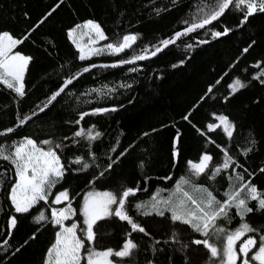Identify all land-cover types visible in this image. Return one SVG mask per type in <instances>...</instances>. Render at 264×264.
I'll use <instances>...</instances> for the list:
<instances>
[{
  "label": "trees",
  "instance_id": "trees-1",
  "mask_svg": "<svg viewBox=\"0 0 264 264\" xmlns=\"http://www.w3.org/2000/svg\"><path fill=\"white\" fill-rule=\"evenodd\" d=\"M218 3L0 0V33L8 32L18 39L27 36L16 51L32 58L23 97L0 84V148L10 154L14 145L31 138L41 148L56 151L64 166V175L51 189L47 203L38 201L29 212L16 213L10 191L18 178L14 166L0 159V264H45L59 231L52 222L53 209L58 211L71 203L83 221L82 202L88 192L119 194L137 187L140 190L128 198L125 211L148 234L133 231L127 221L112 215L94 225L95 242L85 240L90 247L121 250L132 240L136 247L129 256L111 257L118 264L215 263L203 245L192 243L209 239L220 245L214 229L205 237L189 225L174 223L165 205L158 206L164 215H157L151 198L160 190L170 198L182 177L188 180L184 189L194 193L197 201L206 193L201 196L194 190L196 185L221 202L227 199L226 193L237 192L248 183L264 193V12L257 11L242 23L244 12L232 5L212 25L179 36L156 56L152 57V52L164 46L163 40L173 41L177 33L196 24L192 16L197 11ZM89 20L100 25L109 43H117L125 35L137 39L123 53L103 52L80 60L68 32ZM225 29L229 30L227 35L213 37L214 32L224 33ZM139 55L146 58L136 60L135 65L120 63ZM84 68L90 70L85 72ZM80 74L52 106L20 123L49 105L50 97L65 81ZM236 79L247 87L233 94L229 85ZM113 108L116 111L95 112ZM84 113L88 114L81 120ZM220 115L234 126L231 137L223 131L217 119ZM209 124L220 126L210 131ZM80 129L85 134L76 137L74 133ZM89 130L92 136L96 132L101 135L90 139ZM45 140L52 143L45 145ZM56 144L61 147L56 148ZM225 151L232 161L228 169L222 168ZM204 154L212 157L208 169L197 178L189 176V162H199ZM78 158L81 163H74ZM217 167L221 171L213 178ZM64 190L69 199L53 203ZM240 195L243 198L244 192ZM247 203L253 211L243 220L232 207L215 224L228 226L226 231L230 232L246 222L258 230L248 236L259 240V235H264V210L256 200ZM137 204L145 207L137 209ZM146 211L152 214L144 215ZM40 212L47 219L36 222ZM12 217L17 221L15 228H10ZM81 221L80 226L85 227ZM78 233L83 236L80 230Z\"/></svg>",
  "mask_w": 264,
  "mask_h": 264
},
{
  "label": "snow or ice",
  "instance_id": "snow-or-ice-1",
  "mask_svg": "<svg viewBox=\"0 0 264 264\" xmlns=\"http://www.w3.org/2000/svg\"><path fill=\"white\" fill-rule=\"evenodd\" d=\"M232 5L244 12L242 23L246 22L248 17L252 16L257 11L264 12V0H219L218 10L211 12V14L201 22L193 24L186 30V33L192 32L197 28H203L205 25L217 20ZM54 10L55 9H53V11ZM48 15H51V12H49ZM44 19H47V17ZM40 23H43V20H41ZM85 29H87L88 32H84L83 30ZM78 30L81 39L84 35L89 36L90 44H96L99 40L106 39L107 37L102 31L100 25L91 20L83 25H77L70 30L68 36L77 47L80 53V60H85L86 58H90L92 54H99L103 51L102 49L87 48L86 52V46L82 45L77 39ZM228 31V29H225L224 33L214 32L213 37L216 38L221 35H227ZM92 33L95 34V38L92 37ZM180 35L181 33H177V38H179ZM27 38L28 37L25 36L18 39L14 38L8 32L0 33V84L6 85L20 97L25 95L24 76L32 58L22 55L19 52H14V49ZM136 39L137 37L135 35H125L122 38V42L117 44L109 43L106 47L110 50L111 54H119L125 49L130 48ZM172 42L174 41L165 39L161 43L167 47ZM204 42L206 43L207 41ZM189 47H191V45H189ZM161 50V48L157 47L155 51L152 52V55L155 56ZM247 50L248 49H244L245 52ZM145 58V55H139L132 59L121 61L120 63H134L136 60H143ZM89 70V68H84L85 72ZM262 75H264V73H262ZM71 83L72 79L66 80L64 86L50 97L48 103L50 104L52 101H55L61 92L64 91V88ZM245 87H247V84L239 79H236L229 85L233 94ZM211 90L212 89L209 88V91ZM47 106L48 105L45 104L44 108ZM44 108H41L40 111H44ZM109 110L116 111V109L113 108L96 109L95 112L99 113ZM87 114L88 113L82 114L80 119L82 120L84 115ZM27 119H30V117ZM185 119H187V117H185ZM217 119L220 121V125L223 126V131L231 137L234 126L229 121L228 117L220 115ZM24 122V120L20 121L21 124ZM77 123H79V121H77ZM220 125L209 124L207 127L211 131ZM7 131L11 132L12 129L10 128ZM84 134V129H80L74 133L76 137H80ZM100 135L101 133L96 132L95 136H92L91 130L88 132L90 139H95V137ZM145 135H147V133H145ZM42 143L48 145L51 144L52 141L45 140ZM13 147L14 151L10 154H4V149L0 148V159L9 161L14 166L15 175L18 178L10 191V200L14 206L15 212L27 213L38 201H44L47 203V197L48 195H51V189L64 175V166L56 151L51 148L47 150L41 148L37 142L31 138H25ZM55 147L59 148L61 145L56 144ZM174 155H179L178 151H174ZM225 157L222 168L228 169L230 167V162L232 161L226 151ZM211 160L212 157L210 155H202L198 163L189 162L190 171L195 175L203 174L206 169H208ZM73 162L79 164L81 163V160L78 158ZM84 167L87 168L88 165L84 164ZM220 171L221 167H217L213 173V178L215 174ZM261 171H264V169H261ZM237 179L242 181L243 177L237 176ZM185 183H188V181L181 178V183L176 186V192L182 193L183 197L182 199H179L178 203L174 202L171 198L158 200L157 196L159 194L152 196V208L156 211V214L161 216L164 215V211L159 210L158 207L159 204H163L166 206L165 210L171 212V220L174 223L180 222L189 225L192 229L205 237L209 236L210 229H215L216 240L220 241L222 247L215 241L210 242L209 239H195L192 243L195 245H203L208 250L212 260L217 262V264H237L238 261L239 264H264V235H259V240H257L255 236H248L249 233H256L258 231L257 229L245 222L235 231L228 232L225 228L217 227L215 224L217 219L226 217L228 215V210L232 207L236 208L237 215L243 220L247 213L253 211L251 207H248L247 201L249 199L256 200L258 207L261 210H264V193H260L255 186L248 183L244 184L237 192L226 193L227 199L221 202L218 201L211 192H208L206 188H194L195 191L206 193L207 197L206 200L197 201V199L187 191H182L181 185ZM245 189L247 191H245ZM139 190V187L135 189L126 188L119 194L111 191L89 192L84 198L82 205V215L84 217L83 225L86 227L78 226L77 223H72L71 226L68 227L65 226L64 221L70 218V214L75 215L71 203H69L68 208L66 209H61L59 211L53 209L51 213L52 222L54 225L59 226V231L56 233L55 242L47 251L45 264H81L82 259H86L87 264H113L111 257L124 258L129 256L132 249L136 247V244L133 243L132 240H127V242L123 244L121 250H113L111 248L106 250H96L94 247L86 248L85 240L89 244H93L96 240L94 225L97 221L103 220L112 215L119 217L121 220L127 221L131 225L133 231H139L147 235L148 233L145 228L134 222L125 211V205L128 198L134 196ZM241 192H244L243 198H241ZM68 199L69 193L67 190H64L55 196L53 203L60 204ZM188 202L194 207L188 208ZM201 204L204 206L201 207ZM113 205L118 206L113 209ZM135 207L140 209L145 207V205L137 204ZM143 214L151 215L152 213L146 211ZM35 219L36 222H40L47 219V217L44 212H40ZM16 223V218L12 217L9 221L10 228H15ZM78 227L83 233V236L77 234ZM172 235L173 238H175L176 233L173 232ZM246 236L247 239H244ZM157 243H159V241H157ZM238 243L239 248L237 249ZM82 253H84V255H82Z\"/></svg>",
  "mask_w": 264,
  "mask_h": 264
},
{
  "label": "rangeland",
  "instance_id": "rangeland-1",
  "mask_svg": "<svg viewBox=\"0 0 264 264\" xmlns=\"http://www.w3.org/2000/svg\"><path fill=\"white\" fill-rule=\"evenodd\" d=\"M215 10H218V5L217 6H213V5H210V6H207V7H205V8H203V9H201V10H199V11H197L193 16H192V18L194 19V22L195 23H198V22H201L203 19H205L207 16H209L210 14H211V12H213V11H215ZM84 32H88V30L87 29H85V30H83ZM92 35V37L93 38H95V34L94 33H92L91 34ZM77 39L80 41V43L82 44V45H85L86 46V52H87V48H96V49H102L103 51H101L100 53H103V52H107V53H111L110 52V50L109 49H107V47H106V45L107 44H109V42L106 40V39H103V40H99L96 44H90L89 43V36L88 35H84L83 36V38L81 39L80 38V34H79V30H78V32H77ZM120 42H122V39L119 41V42H117V43H120ZM117 43H113V44H117ZM134 44V43H133ZM132 44V45H133ZM17 47V46H16ZM131 48V47H130ZM130 48H127V49H125L124 51H127V50H129ZM123 51V52H124ZM14 52H17L16 51V48L14 49ZM123 52H120V53H123ZM20 53V52H19ZM20 54H22V53H20ZM22 55H24V54H22ZM93 55H95V54H92L91 56H93ZM26 56V55H25ZM90 56V57H91ZM27 71V70H26ZM26 74V73H25ZM24 78H25V76H24ZM198 163V162H197ZM189 171H190V169H189ZM202 175V174H201ZM189 176H192L193 178H197V177H199L200 175H195V174H193V172L192 171H190V175ZM182 178H184L185 179V177H182ZM18 180V179H17ZM185 180H187V179H185ZM188 181V180H187ZM179 183H181V180H179L178 182H177V184H179ZM177 184H176V186H177ZM185 184H187V183H185ZM185 184H182L181 185V187H182V191H186L185 189H184V185ZM176 186H175V191L173 192V193H171L169 196H170V198L174 201V202H179V199H182L183 197H182V193H177L176 192ZM196 187L197 188H199L198 187V185H196ZM90 192H92V191H90ZM96 192H99V191H96ZM188 192V191H187ZM89 193V192H88ZM87 193V194H88ZM190 195H192L193 197H194V193H191V192H188ZM198 193H200V195L202 196V195H204L202 192H199L198 191ZM86 194V195H87ZM157 194H159L158 196H157V199L158 200H163V199H169L168 197H166L165 196V193H164V191H159V192H157L155 195H157ZM86 195L84 196V198L86 197ZM195 198V197H194ZM201 200H206V196H205V198H202V197H199V199H198V201H201ZM83 202H84V199H83ZM83 202H82V205H83ZM114 206V205H113ZM112 206V207H113ZM158 206H164L163 204H159ZM71 207H72V209L75 211V215H71L70 214V218L68 219V220H65L64 221V224H65V226L66 227H68V226H71V224L72 223H77L78 224V226H80V219L78 218V212H77V210L75 209V207H73L72 205H71ZM187 207L188 208H193L194 206L193 205H191V203L190 202H188L187 203ZM201 207H203L202 206V204H201ZM66 208H68V206L66 207ZM66 208H64V209H66ZM59 211V210H58ZM81 217L83 218V220H84V217H83V215H82V209H81ZM98 222V221H97ZM81 223H83V221H81ZM86 227V226H85ZM217 227H223V228H227L228 226H225V225H223L222 223H221V226H217ZM236 229H234V230H232V231H235ZM78 231H79V227H78ZM78 231H77V234L79 235V233H78ZM230 232H231V230H229ZM212 232H214V234H215V229L212 231ZM81 235V234H80ZM244 239H247V237L246 238H244ZM242 242V241H241ZM85 247L86 248H90V246L86 243V241H85ZM239 248V243L237 244V249ZM82 255H84V253H82ZM112 259V258H111ZM81 264H87V262H86V259H82L81 260ZM113 264H118V263H115L114 261H113ZM214 264H217V262H215ZM237 264H239V261L237 262Z\"/></svg>",
  "mask_w": 264,
  "mask_h": 264
},
{
  "label": "water",
  "instance_id": "water-1",
  "mask_svg": "<svg viewBox=\"0 0 264 264\" xmlns=\"http://www.w3.org/2000/svg\"><path fill=\"white\" fill-rule=\"evenodd\" d=\"M230 7H231V6H230ZM230 7H229V8H230ZM227 10H229V9H227ZM227 10L224 12V14L227 12ZM224 14H223V15H224ZM223 15H221L217 20L212 21L210 24L205 25L204 27H208V26L212 25L213 23L217 22V21H218ZM186 30H187V29H186ZM186 30L183 31V32L181 33L180 36H182L184 33H186ZM177 39H178V38L176 37L173 41L175 42ZM174 42L170 43L167 47L163 46V47L161 48L162 50H161L160 52H158L157 54L161 53L164 49H166V48H168L170 45L174 44ZM157 54H156V55H157ZM156 55H155V56H156ZM152 57H153V55H152ZM135 64H137V61H135L134 63H132V65H135ZM80 76H82V74H80L79 76L75 77V78L72 80V83H73L75 80H77V78H79ZM72 83H71V84H72ZM71 84H68L67 87L64 88V91L61 92V94L56 98V100H57L62 94L65 93V91L71 86ZM56 100H55V101H56ZM55 101H52V102H51L46 108H44V111H45L46 109H48L50 106H52V104H53ZM44 111H38V112H37L35 115H33L30 119H27V120L25 121V123L29 122V120H31L32 118L38 116L39 114H41V113L44 112Z\"/></svg>",
  "mask_w": 264,
  "mask_h": 264
}]
</instances>
